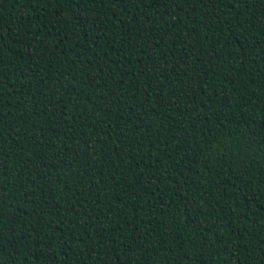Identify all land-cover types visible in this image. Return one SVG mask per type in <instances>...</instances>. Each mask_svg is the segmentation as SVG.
<instances>
[{
	"label": "trees",
	"instance_id": "16d2710c",
	"mask_svg": "<svg viewBox=\"0 0 264 264\" xmlns=\"http://www.w3.org/2000/svg\"><path fill=\"white\" fill-rule=\"evenodd\" d=\"M0 264H264V0H0Z\"/></svg>",
	"mask_w": 264,
	"mask_h": 264
}]
</instances>
